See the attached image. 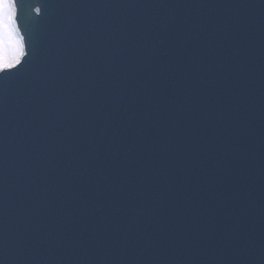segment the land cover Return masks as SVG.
<instances>
[{
  "label": "water",
  "instance_id": "water-1",
  "mask_svg": "<svg viewBox=\"0 0 264 264\" xmlns=\"http://www.w3.org/2000/svg\"><path fill=\"white\" fill-rule=\"evenodd\" d=\"M20 3L0 262L264 264V0Z\"/></svg>",
  "mask_w": 264,
  "mask_h": 264
},
{
  "label": "snow or ice",
  "instance_id": "snow-or-ice-1",
  "mask_svg": "<svg viewBox=\"0 0 264 264\" xmlns=\"http://www.w3.org/2000/svg\"><path fill=\"white\" fill-rule=\"evenodd\" d=\"M20 8V0H0V93L8 85L9 78L20 72L28 56L27 42L20 27ZM34 11L37 16L42 14L41 7Z\"/></svg>",
  "mask_w": 264,
  "mask_h": 264
}]
</instances>
